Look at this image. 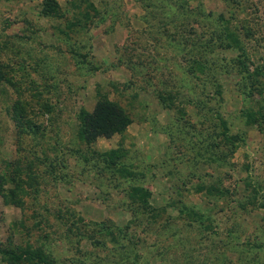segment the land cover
I'll use <instances>...</instances> for the list:
<instances>
[{
	"label": "rangeland",
	"instance_id": "1",
	"mask_svg": "<svg viewBox=\"0 0 264 264\" xmlns=\"http://www.w3.org/2000/svg\"><path fill=\"white\" fill-rule=\"evenodd\" d=\"M42 1L0 0V245L264 264V0H56L59 17ZM220 29L230 49L191 46ZM101 97L132 122L88 144L79 114Z\"/></svg>",
	"mask_w": 264,
	"mask_h": 264
},
{
	"label": "trees",
	"instance_id": "2",
	"mask_svg": "<svg viewBox=\"0 0 264 264\" xmlns=\"http://www.w3.org/2000/svg\"><path fill=\"white\" fill-rule=\"evenodd\" d=\"M175 9L177 8V0H173ZM176 1V2H175ZM61 6L56 0H43L40 12L45 16L50 17H59L62 15ZM72 27V24L70 25ZM218 35L213 38V40H207L204 42H199V45L195 44V41L191 43L192 47L199 46L202 48L205 47V50L208 53L214 52V48L220 47L223 49H230L233 46V43L229 40L230 37L228 34H224L223 30H219ZM217 42V43H216ZM179 44L180 42L177 41ZM0 64V84L7 81V76L2 69ZM163 99H161L162 101ZM18 107V106H17ZM18 108L15 110L13 118H16L18 113ZM132 120L128 113L115 101L108 99L107 97H101L97 100L93 110L91 112L81 111L79 114V137L85 143H91L96 138L105 137L109 138L116 133H121L124 131L130 124ZM220 126L222 129L221 135L223 140L229 141L231 145L234 144L237 139L236 135L230 134L226 126V123L223 120H220ZM202 186H199V189ZM137 194V190L133 189ZM143 200V204L146 207L147 201L145 196H139ZM149 211H158V208H150ZM145 212V211H144ZM125 235V234H124ZM131 240L127 239L122 246L131 245L129 243ZM0 252L5 257V260L11 264H20L22 262H34L38 264H55L52 259L48 258L42 251L30 250L28 248H5L0 245Z\"/></svg>",
	"mask_w": 264,
	"mask_h": 264
}]
</instances>
